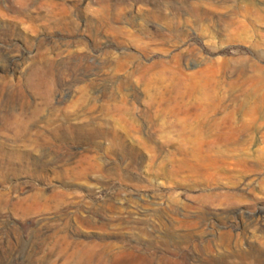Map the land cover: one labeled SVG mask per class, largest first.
Returning a JSON list of instances; mask_svg holds the SVG:
<instances>
[{
    "label": "rangeland",
    "instance_id": "obj_1",
    "mask_svg": "<svg viewBox=\"0 0 264 264\" xmlns=\"http://www.w3.org/2000/svg\"><path fill=\"white\" fill-rule=\"evenodd\" d=\"M263 256L264 0H0V264Z\"/></svg>",
    "mask_w": 264,
    "mask_h": 264
},
{
    "label": "bare ground",
    "instance_id": "obj_2",
    "mask_svg": "<svg viewBox=\"0 0 264 264\" xmlns=\"http://www.w3.org/2000/svg\"><path fill=\"white\" fill-rule=\"evenodd\" d=\"M5 89H6V88H5ZM256 249H257V248H256ZM259 249H260V248H259ZM259 251H260V250H259ZM256 254H257V253H256ZM258 254H259V253H258ZM258 254H257V255H258ZM257 255H256V256H257ZM263 257H264V256H263ZM257 259H258V258H257ZM260 259H261V258H260ZM261 260H262V259H261ZM252 264H253V263H252ZM258 264H264V263H263V261H262V262H259Z\"/></svg>",
    "mask_w": 264,
    "mask_h": 264
}]
</instances>
